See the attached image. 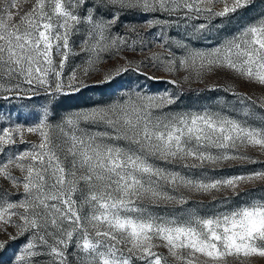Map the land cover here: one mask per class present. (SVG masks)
<instances>
[{
	"label": "snow or ice",
	"instance_id": "obj_1",
	"mask_svg": "<svg viewBox=\"0 0 264 264\" xmlns=\"http://www.w3.org/2000/svg\"><path fill=\"white\" fill-rule=\"evenodd\" d=\"M30 4L0 0V264H264V10L211 48L194 43L256 0ZM127 73L178 91L125 86ZM94 75L126 95L53 124ZM194 81L227 94L218 110L172 112ZM26 134L38 140L17 148ZM196 197L214 210L186 208Z\"/></svg>",
	"mask_w": 264,
	"mask_h": 264
},
{
	"label": "rangeland",
	"instance_id": "obj_2",
	"mask_svg": "<svg viewBox=\"0 0 264 264\" xmlns=\"http://www.w3.org/2000/svg\"><path fill=\"white\" fill-rule=\"evenodd\" d=\"M30 0H18V7L21 11H27L30 8ZM264 10V3H261L260 0H256V7L252 10H249L243 17H237L236 20L233 21L231 25H228L220 30V32L213 33V39L209 41H199L194 42L197 47L201 49H208L211 48L214 44L218 43L221 39L225 38L226 36L230 35L232 32H234L238 27H240L241 24L246 23L248 20H250L252 17L259 14L260 11ZM173 33L175 32V29L171 30ZM74 47L77 51H79V41L80 36H74ZM154 51H159L158 48H154ZM131 55V54H129ZM81 62V57H71L70 61L68 63V66L65 68V72L68 73L71 70V66L74 64H79ZM110 63H115L114 61ZM157 76H164L165 74L162 72H156ZM180 75H183L181 73ZM99 79V76H93L92 80L89 81L90 87L83 90L81 93L73 94L69 97L64 98L65 102L59 106V111L56 113V119L53 121V124H59L62 122V118L67 117L69 115H72L75 112L78 111H88L91 108L102 105V104H108L113 101H115L118 98H123L126 93L119 90L118 86L116 84H113L111 87L107 85H96L95 81ZM140 81V83L144 84V91L146 93H156V92H163L166 88L172 91H178V89L174 88L172 85H168L162 82H154V81H148L145 80L143 77L137 76L135 73H127L124 77L121 78L120 83L124 84L125 86L131 82L133 84V87H136V82ZM213 82H219L224 83L225 82V76L223 74L213 75L210 76L207 79V83L211 84ZM237 87H239L241 90H247L246 86L242 85L241 83H237ZM227 94L223 92H214V91H207L205 90L204 84L193 82L190 86H185V90L182 96L181 101L171 106L172 112H184L189 110H200L202 108L206 107H212L214 109L219 108L217 104L216 98L220 96H226ZM41 103L44 102V98H39ZM15 104L22 103L21 101H13ZM10 107V105H5V108ZM0 123H6V121L0 120ZM82 129H86L90 133H94L96 131H103L102 126H95L90 124H82ZM26 140L28 143L25 144H17V148H27L29 147L30 143L36 142L38 138L34 135L26 134ZM239 166L237 167H227L222 170H217V174H233L239 171ZM187 171V170H183ZM17 176L20 175L19 172L15 173ZM255 195L257 197L264 195V193H261L260 191H256ZM16 197L13 196V199ZM201 198L196 197L192 202H190L189 205H186V208L196 207L198 210L203 214L205 212H208L212 209V203L207 198H204V203L201 205L197 203ZM244 199L242 198H234L232 202L229 204L221 205L220 210H224L225 207L231 208L235 207L238 204L244 203ZM154 212L161 214V215H167L169 213H172L173 211L179 212L180 209L176 208L173 209L171 206L164 207L161 206L160 208L153 209ZM12 231V229H9ZM14 248L15 245H12ZM8 255H11V248L9 250ZM3 259L7 260V255L3 257Z\"/></svg>",
	"mask_w": 264,
	"mask_h": 264
},
{
	"label": "trees",
	"instance_id": "obj_3",
	"mask_svg": "<svg viewBox=\"0 0 264 264\" xmlns=\"http://www.w3.org/2000/svg\"><path fill=\"white\" fill-rule=\"evenodd\" d=\"M59 111V108H58V110H57V112Z\"/></svg>",
	"mask_w": 264,
	"mask_h": 264
}]
</instances>
